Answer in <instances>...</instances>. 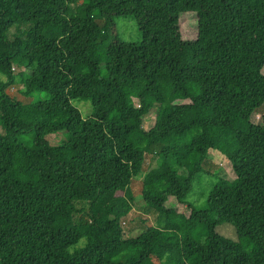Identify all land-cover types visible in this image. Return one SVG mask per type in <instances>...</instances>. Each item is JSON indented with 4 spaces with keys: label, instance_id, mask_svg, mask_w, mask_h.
<instances>
[{
    "label": "trees",
    "instance_id": "16d2710c",
    "mask_svg": "<svg viewBox=\"0 0 264 264\" xmlns=\"http://www.w3.org/2000/svg\"><path fill=\"white\" fill-rule=\"evenodd\" d=\"M187 13L194 37L181 28ZM126 16L138 39L121 36ZM260 92L264 0H0V264H217L210 195L190 201L204 175L227 190L226 221L246 263L263 264L264 115L247 127L241 117ZM8 131L33 134L36 148ZM60 132V143L47 139ZM135 177L158 222L128 237ZM171 197L188 205L185 219L169 217ZM20 232L42 238L40 249L5 245Z\"/></svg>",
    "mask_w": 264,
    "mask_h": 264
},
{
    "label": "rangeland",
    "instance_id": "374dc122",
    "mask_svg": "<svg viewBox=\"0 0 264 264\" xmlns=\"http://www.w3.org/2000/svg\"><path fill=\"white\" fill-rule=\"evenodd\" d=\"M193 13H187L186 16L181 18V28L187 37H194V29L197 28ZM119 26V31L121 36L125 40H135L140 37L137 24L133 17H119L117 19ZM108 39L107 32L103 31L101 34V40L106 41ZM108 61V56L104 55L101 72L103 75L106 74V65ZM17 86L12 88V91L17 92ZM20 91L24 90L23 86H19ZM19 91V93H20ZM134 100L138 103V94L135 89H132ZM21 94V93H20ZM27 101L35 100L34 96H29L26 98ZM178 103L190 102V99L185 96H180L177 100ZM76 106L81 110L84 117L89 116L90 106L86 102H75ZM264 115V94L259 93L256 98L248 101L241 108V117L243 119L244 125L247 127L250 122L259 123L262 122ZM156 121V111L152 110L148 115L144 117L143 128L145 130L150 129L154 126ZM2 129L0 128V133ZM7 139L11 142H21L24 144L31 145L36 148L34 143V135H22L18 132L8 131L6 133ZM64 138H67L65 132H60L47 136V139L53 143H60ZM212 158L215 163L220 166L222 174L229 179L234 178V173L232 170L231 163L219 152H212ZM154 160L149 158L146 165V170H148L152 165H154ZM208 176L201 177V187L205 190H198L190 194V201L195 205L202 203L206 196L210 195V207L206 211L208 218L212 219L217 225V231L221 236V251L217 256V264H247L246 257L247 254L241 250L240 247L236 245L237 236L233 226L228 223L227 220V190L222 187H217ZM132 190L135 196V203L131 217L126 220L124 224L125 235L133 236L136 235L139 229L157 224L158 213L153 208L148 207L142 199V178L135 177L132 181ZM113 194L106 196L100 203L98 213H107L108 201ZM167 206L169 207V217L173 221H181L188 216L189 209L188 205L181 203L175 197H171ZM10 233V232H9ZM8 234V233H7ZM5 245L12 246L15 249H24L28 251H38L42 245L43 239L35 235L20 232L11 233L5 236ZM232 246H230V245ZM4 245V244H3ZM261 264V262H260ZM264 264V262H263Z\"/></svg>",
    "mask_w": 264,
    "mask_h": 264
}]
</instances>
